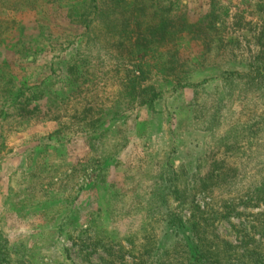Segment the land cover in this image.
I'll list each match as a JSON object with an SVG mask.
<instances>
[{
	"label": "rangeland",
	"instance_id": "1",
	"mask_svg": "<svg viewBox=\"0 0 264 264\" xmlns=\"http://www.w3.org/2000/svg\"><path fill=\"white\" fill-rule=\"evenodd\" d=\"M24 2L34 10L11 9L22 38L37 46L38 31L43 37L20 49L15 25L0 62L23 50L15 73L29 84L47 79L52 97L41 87L39 113L0 139V234L10 264H189L166 213L198 225L217 264L264 262V97L246 77L229 78L264 66V0H176L180 20L203 19L209 42L180 38L178 76L165 73L164 47L126 64L119 56L129 41L117 47L104 25L79 35L88 0ZM76 55L89 79L73 85L66 62ZM134 62L160 91L151 108L140 96L119 101ZM180 78L194 88L175 89Z\"/></svg>",
	"mask_w": 264,
	"mask_h": 264
},
{
	"label": "trees",
	"instance_id": "2",
	"mask_svg": "<svg viewBox=\"0 0 264 264\" xmlns=\"http://www.w3.org/2000/svg\"><path fill=\"white\" fill-rule=\"evenodd\" d=\"M5 1H7L8 7L4 9L5 7L3 8L0 6V46L4 45L6 41L5 35L10 33V30L18 24L20 37L17 39L16 45L20 47V49L28 45L33 48L35 44L32 46V40H25L22 38L24 26L19 21L17 22L15 17L11 15V9L13 7L15 8L14 11H17V7L25 6V11H29L31 9L34 10L33 7L35 6L29 4V2L25 5L26 2H24V0L22 2L18 0H14L13 2H10V0ZM175 1L169 3L168 6H161L159 5L160 1L155 4V0H88L87 5L83 8V13L88 18H83L84 30L79 33V35H84L90 30L91 25H104L106 30L111 31L110 36L116 39L117 47H124L123 42L125 40L129 41L130 45L126 55L121 53V56H119V61H121V63L126 62V64H128V59H130L131 64L135 52L144 51L149 47L152 52H156V50L153 49L164 47L163 55L172 59L178 55V52H175V47L179 45L182 36L183 41L188 38L187 36L190 37L188 38V43L198 41L197 43L201 48L208 46L209 42L208 40L205 41L203 35L205 34L202 26L203 19L196 23L188 21V23H186V21L180 20V18H182L181 15L175 14L176 11L174 8L177 7ZM80 17H82V15ZM208 17H210L211 21H208L205 25L211 30L216 29L215 21L217 16L211 11ZM183 19H185L184 16ZM183 30L187 32V35H182ZM94 31L96 30L92 27L89 33ZM40 35L42 38L41 32L38 31L36 38H33L35 39L34 43H38L35 48L40 44L38 39ZM49 37H51L50 34ZM86 38L88 39L90 37L88 36ZM167 45H171L172 47L166 50ZM176 49H178V47ZM16 52L19 53L18 60H12L10 58L7 60L4 57L0 62V139L3 138L4 130H17L21 127L22 120L26 119L25 121L29 122L33 115L39 113L42 106L37 104V102L41 100L43 89L48 94L49 98L52 97V93L48 92V84L45 81L47 79L43 78L37 83L29 84L26 82V76H17L14 70L16 67L21 66L22 63L20 59L23 60L26 54L23 50H16ZM82 60V58L76 55L73 59L66 62L67 73L73 78V85L85 82L89 79L87 78V71H80L78 69ZM173 60L174 59L165 61V73L178 76L180 72H178V68L172 66ZM16 61L19 62L17 63ZM72 61L73 65L70 64ZM119 65L120 64H117L115 66L114 72H120ZM134 67V69L129 71V80H127L124 85L127 92H125L124 95L122 94L123 96L119 101H123L124 98H127L129 100L127 103L130 105V102L137 101L135 98L140 96L138 103L151 108L156 100H158L160 91L156 89L154 84L145 85L144 79L147 77H144V74L147 75V71L144 67H141L135 62ZM20 69L24 68L20 67ZM136 72L138 73L137 75L135 74ZM233 74H236L237 77H246L245 79L249 84V89L260 91L261 95L264 97V66L256 67L252 73H250V71L245 74L229 73V78H232ZM180 79L181 81L184 80V82L175 84V89L180 87L194 88V85L190 84L186 78ZM37 92L38 94L35 95ZM44 110H48V107H44ZM214 112H216V110L209 115L211 119L207 120L208 125H211ZM100 121L99 117L95 118L96 124ZM3 147L4 143L1 141L0 150H2ZM260 188L264 192V181ZM262 197L264 198V194ZM164 217L165 227L170 229L175 236H180V246L183 247L185 253L189 254V264H217L216 258H212L210 250H208L206 246H202L204 233L200 234L198 225L187 224L181 217L172 213H166ZM6 250L7 241L0 234V264H10V260H7L8 252H6ZM259 263L264 264L263 261Z\"/></svg>",
	"mask_w": 264,
	"mask_h": 264
}]
</instances>
